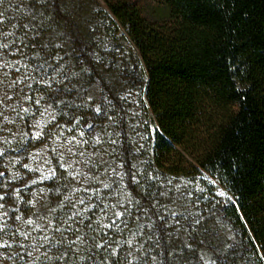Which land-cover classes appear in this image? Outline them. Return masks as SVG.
<instances>
[{"label": "trees", "instance_id": "obj_1", "mask_svg": "<svg viewBox=\"0 0 264 264\" xmlns=\"http://www.w3.org/2000/svg\"><path fill=\"white\" fill-rule=\"evenodd\" d=\"M102 1L0 0V264H264V0Z\"/></svg>", "mask_w": 264, "mask_h": 264}, {"label": "snow or ice", "instance_id": "obj_2", "mask_svg": "<svg viewBox=\"0 0 264 264\" xmlns=\"http://www.w3.org/2000/svg\"><path fill=\"white\" fill-rule=\"evenodd\" d=\"M0 17H2V14H0ZM3 20L2 18H0V23H2ZM28 26L25 25V28H27ZM0 47H7L6 45H0ZM18 81H13V84L17 83ZM0 103H2V101H0ZM37 103H39V101H37ZM24 111L26 112L27 109H24ZM97 111H99V109H97ZM54 118V117H53ZM39 123V122H37ZM89 127H91L89 125ZM37 136L40 135V133H36ZM81 135H83V133H81ZM59 139V138H57ZM72 140H75V137L72 138ZM72 140H70L68 142L69 146L67 147V150L69 153H72V148H71V144H72ZM77 143H79L77 141ZM56 149L54 148L53 151H55ZM73 155H75V153H72ZM81 156L84 155L83 152L80 153ZM61 167H67V168H71L72 167V163H67V165H65V163L63 162V156H61ZM74 163V162H73ZM27 167V166H26ZM70 175H73V177L75 178L76 176H79L81 173L79 171V169H76L74 172H70L69 173ZM4 174L2 172H0V177H2ZM56 175L55 173V169H51L49 170L48 172V175L47 176H42L41 179H51L52 177H54ZM33 183H35V181H33ZM105 188L109 187L108 185H104ZM80 189H75L74 191H79ZM84 191H88V189H83ZM17 191V194L19 192V189L16 190ZM99 193V190H96V189H93L92 190V194L93 195H98ZM220 195H224L223 192L220 193ZM4 199V195L3 194H0V200H3ZM67 199V198H66ZM91 200V196H89V201ZM86 202L83 198H80L76 203L73 204V211L71 212V214L68 216V221H73L74 218L76 217H82L84 215V213H87L89 211H91L92 209H94L96 206L95 205H92V204H88L87 206L83 207V210L81 211V209L77 206V205H85ZM4 205L2 203H0V209H3ZM112 208H116L117 206L116 205H111ZM109 208V205H104V208H103V211H106L107 209ZM53 211H55V209H53ZM7 213H0V221H3V218L4 216H6ZM125 213L124 212H121V211H116L114 213V216L116 217V219L112 220L111 223L109 224H104L102 225L103 228H107V229H111L113 227H119V225L117 224V220H119L122 216H124ZM16 220H21V217L20 216H17L15 217ZM99 220V218H98ZM25 223L29 224V225H33L35 224V222L31 219H29L28 221H26ZM49 228L52 227V224H51V221H49ZM4 227V224L3 223H0V230H2ZM36 227H41L40 225H36ZM68 230L69 231H72V227H71V224L68 225ZM56 231H62V229H59L57 228ZM22 236L25 237V239H27L31 234L30 233H27V232H24V233H21ZM41 240V244L39 246H37L36 244H33V252H36V256L33 260V264H53V261H63L64 257L68 255L67 252L63 253L61 256L59 257H51V256H48L47 255V252L45 253H39L38 251V247H42L46 244H48V241H49V238L47 237V235L43 236V237H40L39 238ZM77 240L80 239L79 236H77L76 238ZM59 243V242H57ZM72 243H75V241H70L69 244L71 245ZM0 247H3V245H0ZM21 247H23V245H21ZM97 248H103L104 245L103 244H97L96 245ZM2 255V254H0ZM27 255L31 258L33 256V253L32 252H28ZM113 255H115V250H113ZM41 256L44 257V259H41ZM81 260H83V257H81ZM24 264H27V262H24Z\"/></svg>", "mask_w": 264, "mask_h": 264}, {"label": "rangeland", "instance_id": "obj_3", "mask_svg": "<svg viewBox=\"0 0 264 264\" xmlns=\"http://www.w3.org/2000/svg\"><path fill=\"white\" fill-rule=\"evenodd\" d=\"M78 1V0H77ZM86 1V0H82ZM142 11L143 15L151 20V21H165L170 18V10L167 6V4L164 2V0H133ZM100 4L104 6V3L102 0H100ZM122 47L119 46V49ZM123 53V52H122ZM123 56V55H121ZM124 94V96H127L129 99V102L133 106V108H138L142 105V94H140V88H136V86L131 85L129 81H126V85L121 90ZM175 181L170 178L167 181H165L166 188L171 190L172 186H176ZM223 192L224 195L225 191L221 188L220 193ZM215 236H218L221 240L226 239V231L223 227H216L215 228ZM218 252L217 250H210L211 255H216Z\"/></svg>", "mask_w": 264, "mask_h": 264}]
</instances>
